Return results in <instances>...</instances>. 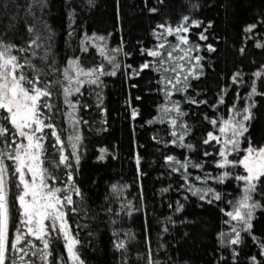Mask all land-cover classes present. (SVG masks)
<instances>
[{
	"label": "trees",
	"instance_id": "1",
	"mask_svg": "<svg viewBox=\"0 0 264 264\" xmlns=\"http://www.w3.org/2000/svg\"><path fill=\"white\" fill-rule=\"evenodd\" d=\"M185 16L189 17V31L181 34L188 37L189 44L180 47L198 46L190 57H201L200 66L195 59L179 61L184 65L180 79L188 76L187 87L181 83L177 88L184 90L171 89L169 100L162 91L161 79L176 74L158 71L160 58L147 55V51L158 49L164 42L165 48L158 50L166 54L170 45L179 43L176 35L158 38L154 32L165 31L158 25L175 27L183 23ZM193 21H199V26ZM250 25L256 27L246 31ZM201 34L207 39L201 40ZM98 36L106 41L85 39ZM0 39L15 45L13 52L21 62H31L35 70L25 65L24 71L29 78L39 75L40 86L62 81V70L73 59H79L84 68L103 64L105 72H111L113 65L100 55V47L106 43L109 55L111 49H123L116 55L119 68L115 75H103L100 87L85 84L80 94L70 97L78 101L74 112L64 103L59 84L49 89L51 98H44L52 104V110L42 109L65 141L67 136L77 134L67 113L72 112L80 121L79 163L70 158L71 168L60 166L54 171L56 186L74 183L80 190L77 196L69 189L74 203L65 211L72 233L80 240L84 264H149L150 250L153 264H264V177L253 194L260 207L253 213L251 228L240 232L239 244H230L228 236L221 242L222 232L235 238L231 232L234 221L225 223L230 220L226 212L241 197L242 184L235 178L236 167H218L222 144L215 140L204 143L209 132L219 134L221 118H229L233 107L242 110L252 105L241 148L248 146L249 139L254 146L264 145V75H254L264 74V47L257 46L264 45V0H0ZM182 54L178 50L173 53ZM146 62L151 66L140 71ZM137 71L139 74H135ZM190 71L195 76L189 75ZM237 73L240 75L234 81ZM253 86L258 94L249 100ZM171 101H178L185 115L178 117L172 112L159 122L161 105L171 107ZM133 109L138 112L135 118ZM171 119H177L175 127ZM211 120H217V124L214 126ZM50 131L45 129V133ZM43 143L48 167V160L59 159V145L53 147L55 138L51 135ZM64 147L65 154H70L67 142ZM240 155L243 153L228 159L237 160ZM169 156L188 162L187 170L168 161ZM6 163L10 213L15 224L18 178L12 176L13 162ZM225 171L230 175L221 183L217 178ZM69 172L72 181L68 180ZM195 188H212L221 198L216 200L209 194L201 199V194H193ZM120 241H124V249L116 247ZM34 243L42 246L38 240ZM51 250L54 262L58 257L66 259L58 232L51 240ZM30 259L40 264L35 257Z\"/></svg>",
	"mask_w": 264,
	"mask_h": 264
},
{
	"label": "snow or ice",
	"instance_id": "2",
	"mask_svg": "<svg viewBox=\"0 0 264 264\" xmlns=\"http://www.w3.org/2000/svg\"><path fill=\"white\" fill-rule=\"evenodd\" d=\"M34 2L43 3V0H34ZM88 2L91 3V0H88ZM188 20L189 17H183V23L175 27L158 25L159 28H164L165 31L159 34L154 32V35H157L158 38L176 35L179 43L170 45L166 54L158 50L165 48L164 42L158 45V49L147 51V55L160 58L158 71L176 74L174 77L163 76L161 79L162 91L169 100L172 95L171 89H176V91L184 90L177 88V85L181 83L184 84L185 88L187 87L188 76L185 75L184 81L180 79V71L183 70L184 65L179 63V61H183L186 58L195 59L196 66H200L201 57H190V53L194 48L198 50V46L180 47V45L189 44L188 37L181 34L189 31V27L186 26ZM193 24L198 27L200 22L193 21ZM255 27L256 25H250L246 31H252ZM29 30L31 31V29ZM39 38V36L36 37V39ZM199 38L201 40L207 39L203 34ZM85 39L106 41L104 36L85 37ZM32 43H35V40ZM257 46L264 47V45ZM14 49L15 45L6 44L0 39V144L4 146L0 147V264H35V261L30 259V257H35L40 264H84L79 253L80 240L77 235L72 233L71 226L67 222V212L65 211L66 206L74 203L71 191H74L79 196L80 190L75 187L74 183L65 187L56 186L57 176L54 171L60 166L71 168L70 158H74L76 163H79L78 145L81 137L78 134L77 126L80 121L73 116L72 112L67 113L71 126L77 130V134L75 136H67L65 141L61 138V133L57 131L55 124L51 123V117L45 115L42 109H47L49 112L52 110V104L44 98H51L52 92L49 89L54 84H59L64 103L74 112L77 109L78 101L73 102L70 97L74 94H80L81 88L85 84L100 87V77L103 75H115V69L119 68V63L115 62L116 55L122 53L123 49L122 47L111 49L112 54L109 55V52L106 51V43L100 47V55L109 64L113 65V71L111 72H105L103 64L84 68L81 66L79 59H73L62 70V81L45 82L43 86H40L39 75L33 78L28 77L24 71L25 65L33 69L34 66L27 59L21 62L20 57L14 54ZM177 50L183 54L174 56L173 53ZM209 50L214 49L209 46ZM17 51L22 53L27 51V49H17ZM84 51H87V48H84ZM241 52H243V49H241ZM125 55L127 54L125 53ZM165 64H171V66L164 67ZM150 66L151 64L146 62L141 65L140 71ZM135 74H139L138 71ZM189 75L195 76V72L190 71ZM239 75L237 73L233 80L235 81ZM254 75L260 77L264 74L256 72ZM256 94L258 93L255 86H253L248 99L251 100L252 95ZM220 102L223 103L222 98ZM251 107L252 105H249L242 110L233 107L230 110L232 115L229 118H221L222 126L218 129L220 135H214L209 132L204 140V143L215 140L217 143L222 144L219 150L222 160L218 163V167L223 169L228 166L233 168L239 166L243 168L245 173L235 177L238 181L243 182L242 195L234 202L233 209L226 212L230 220L225 221V223L229 224L232 221H236L237 225L241 226V229L238 230L236 225L232 226L231 232L235 233V238H231V233L222 232L220 234L221 242H223L225 236H228L230 244H239L241 242V230L247 231L251 228L253 212L260 207L259 203L254 200L253 194L256 193L258 186L261 185V178L264 177V145L254 146L249 139L248 146L243 150L240 148L241 138L248 131L245 122L251 119ZM160 111L162 115L158 118L159 122H164L172 112H175L178 117L185 115V113L180 111L178 101H171V107L168 104L161 105ZM137 115V110L133 109V118ZM210 122L214 126L217 124V120H211ZM149 123H152V121H149ZM171 124L175 127L177 119H171ZM7 125H11V129ZM181 127L186 128L187 126L182 124ZM45 129H50L51 131L45 133ZM47 135L55 138L53 147L59 145L60 156L58 160H48L49 166L45 167L47 157L43 142ZM171 135L175 137L177 133L173 131ZM183 138L184 133L178 137L180 141H183ZM65 142L71 148L70 154H65ZM175 142L173 141V143ZM182 146L192 147L191 145ZM104 151L103 149L101 150L102 153ZM241 151H243L244 155L239 160L228 159V156L232 153L239 154ZM103 158L104 156L101 155L100 159ZM167 160L185 170L189 166L188 162L181 163L172 156L167 157ZM6 161L13 162L12 176L18 178L15 183L18 220L15 224H12L10 213V177L9 165ZM136 162L137 164L140 162L138 156ZM193 167L201 166L193 165ZM173 170L176 171L178 169L173 168ZM229 175L230 173L225 171L217 179L222 183L224 178ZM196 179H200V177ZM68 180H73L70 172L68 173ZM70 188L71 191H69ZM113 191H117L116 186H113ZM163 191H167V189H163ZM193 194H201V199H204L209 194H212L216 200L221 198L220 194L216 193L212 188H195ZM70 210L76 211L75 208ZM10 228L12 229L11 239L9 238ZM57 232L60 233V238L64 241L67 256L66 259L58 257L54 262L50 259L53 257L51 240ZM34 240L40 241L42 246H38L34 243ZM116 247L124 249V241L117 243ZM253 261L255 262V257H253ZM149 264H153L151 250L149 251Z\"/></svg>",
	"mask_w": 264,
	"mask_h": 264
},
{
	"label": "rangeland",
	"instance_id": "3",
	"mask_svg": "<svg viewBox=\"0 0 264 264\" xmlns=\"http://www.w3.org/2000/svg\"><path fill=\"white\" fill-rule=\"evenodd\" d=\"M94 42V41H93ZM247 122V121H246ZM245 122V123H246ZM222 126V125H221ZM217 135H220V133L219 134H217ZM15 147V146H14ZM240 148H241V144H240ZM241 150H242V148H241ZM242 153H243V151H241ZM232 155H236V153H232L231 155H229L228 156V158H230V156H232ZM243 155H244V153H243ZM243 155H240V157L238 156V159L237 160H239ZM237 168V170H238V174L237 175H241V174H245L244 173V170H243V168L242 167H236ZM241 182V184H242V189H243V182L242 181H240ZM254 213V212H253ZM253 216V215H252ZM234 224L237 226V228H238V230H240L241 229V226L240 225H237V222L236 221H234ZM242 231V230H241Z\"/></svg>",
	"mask_w": 264,
	"mask_h": 264
}]
</instances>
